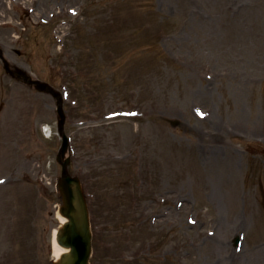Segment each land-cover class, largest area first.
I'll return each mask as SVG.
<instances>
[{
	"label": "rangeland",
	"instance_id": "rangeland-1",
	"mask_svg": "<svg viewBox=\"0 0 264 264\" xmlns=\"http://www.w3.org/2000/svg\"><path fill=\"white\" fill-rule=\"evenodd\" d=\"M0 45L65 97L91 264H264V0H0ZM58 120L0 60V264H51Z\"/></svg>",
	"mask_w": 264,
	"mask_h": 264
},
{
	"label": "water",
	"instance_id": "water-1",
	"mask_svg": "<svg viewBox=\"0 0 264 264\" xmlns=\"http://www.w3.org/2000/svg\"><path fill=\"white\" fill-rule=\"evenodd\" d=\"M0 58L8 74L34 87L39 92L51 94L57 99L59 114V134L63 144L57 157L62 166V175L58 179V192L61 198L60 214L68 222L59 230L57 243L59 246L69 250L62 256L61 260L53 264H89L92 251V233L90 229L89 212L87 202L79 178L72 177L69 173L70 158H66L69 148V138L65 135V114L61 95L49 84L33 80L29 74L11 66L0 50Z\"/></svg>",
	"mask_w": 264,
	"mask_h": 264
},
{
	"label": "bare ground",
	"instance_id": "bare-ground-1",
	"mask_svg": "<svg viewBox=\"0 0 264 264\" xmlns=\"http://www.w3.org/2000/svg\"><path fill=\"white\" fill-rule=\"evenodd\" d=\"M58 218L60 219L61 224H64L67 221L66 218H63L60 215H58ZM55 236H56V231H54V236H53V250H52L53 252L52 253H53V258L58 260L61 257V255L68 253L69 250L59 246L57 242L55 241Z\"/></svg>",
	"mask_w": 264,
	"mask_h": 264
},
{
	"label": "snow or ice",
	"instance_id": "snow-or-ice-1",
	"mask_svg": "<svg viewBox=\"0 0 264 264\" xmlns=\"http://www.w3.org/2000/svg\"><path fill=\"white\" fill-rule=\"evenodd\" d=\"M0 183H2V181H0Z\"/></svg>",
	"mask_w": 264,
	"mask_h": 264
}]
</instances>
